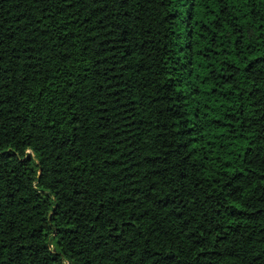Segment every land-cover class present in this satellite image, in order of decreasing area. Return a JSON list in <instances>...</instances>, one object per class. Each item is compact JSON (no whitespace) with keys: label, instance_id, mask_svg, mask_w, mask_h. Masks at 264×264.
Wrapping results in <instances>:
<instances>
[{"label":"trees","instance_id":"obj_1","mask_svg":"<svg viewBox=\"0 0 264 264\" xmlns=\"http://www.w3.org/2000/svg\"><path fill=\"white\" fill-rule=\"evenodd\" d=\"M0 264H264V0H0Z\"/></svg>","mask_w":264,"mask_h":264}]
</instances>
